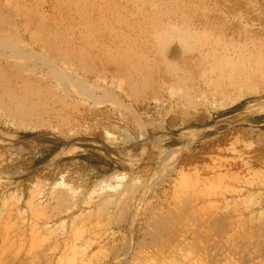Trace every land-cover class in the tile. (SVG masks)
Segmentation results:
<instances>
[{
	"label": "rangeland",
	"instance_id": "374dc122",
	"mask_svg": "<svg viewBox=\"0 0 264 264\" xmlns=\"http://www.w3.org/2000/svg\"><path fill=\"white\" fill-rule=\"evenodd\" d=\"M0 264H264V0H0Z\"/></svg>",
	"mask_w": 264,
	"mask_h": 264
},
{
	"label": "bare ground",
	"instance_id": "6f19581e",
	"mask_svg": "<svg viewBox=\"0 0 264 264\" xmlns=\"http://www.w3.org/2000/svg\"><path fill=\"white\" fill-rule=\"evenodd\" d=\"M172 154V153H171Z\"/></svg>",
	"mask_w": 264,
	"mask_h": 264
}]
</instances>
